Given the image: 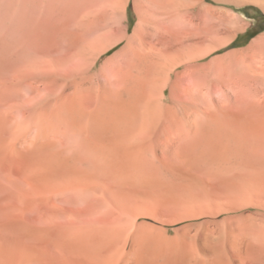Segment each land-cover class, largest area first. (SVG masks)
Instances as JSON below:
<instances>
[{
    "label": "rangeland",
    "instance_id": "1",
    "mask_svg": "<svg viewBox=\"0 0 264 264\" xmlns=\"http://www.w3.org/2000/svg\"><path fill=\"white\" fill-rule=\"evenodd\" d=\"M66 12L0 6V264H186L183 249L192 263L264 264V75L220 56L264 8L197 0V123L243 125V150L197 152V183L172 160L82 151L68 136L78 115L133 94L135 73L73 55Z\"/></svg>",
    "mask_w": 264,
    "mask_h": 264
},
{
    "label": "crops",
    "instance_id": "2",
    "mask_svg": "<svg viewBox=\"0 0 264 264\" xmlns=\"http://www.w3.org/2000/svg\"><path fill=\"white\" fill-rule=\"evenodd\" d=\"M130 4L134 20L129 29ZM0 6L65 7L67 39L80 41L73 55L86 57L89 65L99 68L118 61L119 71L135 73L133 94L114 106L83 112L70 124L68 136L80 150L148 153L153 162L156 156L163 165L172 160L183 182L195 183L197 152L243 150L232 131L243 126L237 118L215 119L208 129L197 123V0H0ZM236 26L230 25L233 34L227 36V44L247 29L243 21ZM262 46L260 34L249 40L244 37L220 56L237 57L230 66L247 70L252 81L264 75ZM229 174L213 175L227 178Z\"/></svg>",
    "mask_w": 264,
    "mask_h": 264
},
{
    "label": "trees",
    "instance_id": "3",
    "mask_svg": "<svg viewBox=\"0 0 264 264\" xmlns=\"http://www.w3.org/2000/svg\"><path fill=\"white\" fill-rule=\"evenodd\" d=\"M259 18V19H258ZM258 18L256 19V22L250 26L247 31H246V40L251 39L252 37H254L255 35H257L259 32L264 30V24H263V20H264V14L259 12ZM134 17H133V12H132V8H131V4L128 7V24H129V29L131 28V25L133 23ZM238 46V44H236L235 41L231 42L228 45V48H232V47H236ZM116 47H114L113 49L109 50L107 52V54H109L110 52H112Z\"/></svg>",
    "mask_w": 264,
    "mask_h": 264
},
{
    "label": "bare ground",
    "instance_id": "4",
    "mask_svg": "<svg viewBox=\"0 0 264 264\" xmlns=\"http://www.w3.org/2000/svg\"><path fill=\"white\" fill-rule=\"evenodd\" d=\"M240 1L256 3L260 7L264 8V0H240ZM182 253H183V257L182 258H183L184 262L187 261L186 264H221L216 258H213V259H210V260H197L196 263H192V262L188 261L191 258L192 251L187 250V249H183Z\"/></svg>",
    "mask_w": 264,
    "mask_h": 264
}]
</instances>
